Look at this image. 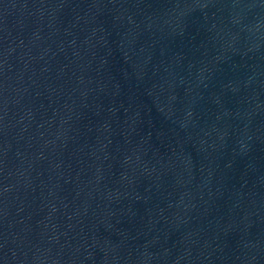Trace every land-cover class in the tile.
I'll return each instance as SVG.
<instances>
[{
    "label": "water",
    "instance_id": "obj_1",
    "mask_svg": "<svg viewBox=\"0 0 264 264\" xmlns=\"http://www.w3.org/2000/svg\"><path fill=\"white\" fill-rule=\"evenodd\" d=\"M0 264H264V0H0Z\"/></svg>",
    "mask_w": 264,
    "mask_h": 264
}]
</instances>
